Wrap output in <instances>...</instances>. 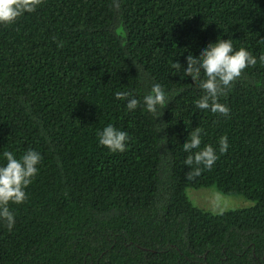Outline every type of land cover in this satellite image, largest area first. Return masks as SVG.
Segmentation results:
<instances>
[{"label":"trees","instance_id":"16d2710c","mask_svg":"<svg viewBox=\"0 0 264 264\" xmlns=\"http://www.w3.org/2000/svg\"><path fill=\"white\" fill-rule=\"evenodd\" d=\"M218 36L257 57L220 97L227 116L196 109L202 91L170 67ZM261 56L264 0H41L0 25V153L42 156L27 199L9 205L15 226L0 221V264H264ZM149 81L170 97L157 120L115 98ZM109 123L130 136L123 153L98 144ZM196 127L218 159L187 180ZM210 186L254 204H192L187 188Z\"/></svg>","mask_w":264,"mask_h":264},{"label":"clouds","instance_id":"9594fccd","mask_svg":"<svg viewBox=\"0 0 264 264\" xmlns=\"http://www.w3.org/2000/svg\"><path fill=\"white\" fill-rule=\"evenodd\" d=\"M41 0H0V25L14 23L25 13L34 12ZM264 60V56L260 57ZM257 57L245 47H236L233 39L217 37L214 42L201 46L198 54L189 53L183 66L179 62L170 65L176 73H183L195 82L202 91L194 106L199 110H209L227 116L229 109L219 102L226 95L232 83L242 76L245 69L254 66ZM138 70V69H137ZM148 91L141 97L133 91H118L117 100L123 101L126 111H135L142 107L156 120L162 115L163 109L169 103V93L161 83L149 81ZM162 124V123H160ZM163 128L161 127L158 132ZM201 128L196 127L188 134L182 144L186 153L185 166L187 180H193L201 175L203 169H210L218 159L217 150L210 144H202ZM98 144L113 153H123L129 143V134L109 123L96 133ZM229 148L228 138L221 136L218 140V150L222 154ZM41 153L35 149H27L19 156L10 150L0 153V221L6 222L9 231L15 226V216L10 204H21L27 199L26 189L39 172Z\"/></svg>","mask_w":264,"mask_h":264},{"label":"rangeland","instance_id":"374dc122","mask_svg":"<svg viewBox=\"0 0 264 264\" xmlns=\"http://www.w3.org/2000/svg\"><path fill=\"white\" fill-rule=\"evenodd\" d=\"M187 195L192 204L213 213L249 207L254 204L253 201L246 199L242 195H226L220 192L216 186L188 187Z\"/></svg>","mask_w":264,"mask_h":264}]
</instances>
